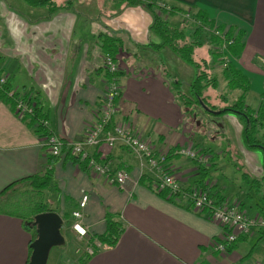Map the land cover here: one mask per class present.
<instances>
[{
	"label": "crops",
	"instance_id": "crops-1",
	"mask_svg": "<svg viewBox=\"0 0 264 264\" xmlns=\"http://www.w3.org/2000/svg\"><path fill=\"white\" fill-rule=\"evenodd\" d=\"M99 1L104 2L91 1L94 11H98ZM144 2L192 8L193 11L201 8L216 23L243 30L239 35V43L243 45L241 51H236L234 46L224 49L227 61L233 62L234 68L249 79L248 91L243 94L240 87H232L233 83L227 77L228 89L224 84L219 90H206L204 96L217 108L230 105L241 97L251 110L259 108L263 95H257L251 88L254 76L258 77L259 83H264V0ZM80 3L70 9L47 13L48 17L16 13L3 4L0 7V72L8 74L12 88L17 91L34 85L40 90L47 106L48 127L65 143L63 154L55 158L52 166L59 190V213L61 215L64 208L68 212L67 224L63 219L61 227L64 245L58 248L53 264H76L79 255L73 256V249L78 243L70 233L71 213L84 194L89 196V201L83 211V222L94 238L106 229V213L114 215L123 226L115 245L103 246L85 264H240L246 254L255 250L250 249L249 239L254 237L255 245L263 241L264 226H256L250 234L240 235L228 246L227 253H220L214 249L213 242L222 234V228L206 213L194 210L187 196L190 188L201 187L200 181L205 180L209 191L216 193V199L221 196L219 202L237 200L249 218H264V211L258 205L256 208L262 210L261 215H249L245 209L244 195H249V188L239 190L237 194L236 190L232 192L234 183L221 182L224 186L220 187L219 181L209 178L219 156L225 153L219 151L218 143L219 136L226 137L227 131L221 134L213 128L211 131L203 128L209 121L204 112L197 114L196 118L200 119H194L196 127L186 121L175 92L168 85L171 80H177L181 89L187 90L184 93L189 95V85L196 76L195 67L175 56L167 47L156 50L147 46L149 35L148 40L131 41L128 35L112 33L114 30H110L105 21L87 15L78 7ZM88 5L86 2L84 8ZM107 12L111 13V9ZM181 17L171 16L169 22L179 25ZM99 34L113 35L122 43L114 56L119 63L121 73L117 79L122 86L117 101L118 115L129 120L132 130L152 142L158 151L191 143L208 157L207 165L176 153L167 159L168 172L176 176L182 187L173 199L157 193L159 188L155 190V186L161 180V172L147 165L141 154L121 145L108 148L102 141L103 134L97 146L84 143L86 132L100 116L102 94L109 77L105 72H96L102 69L104 57ZM202 51L200 48L196 53L201 57L207 55L206 48ZM159 60L165 67L159 66ZM142 68L146 69L143 76L137 73ZM163 69L169 77L164 76ZM221 91L227 94L221 97L217 94ZM234 114L241 123L236 141L245 147L241 139L246 122L238 113ZM22 118L10 104L0 101V192L18 180L41 173L47 163L40 133ZM73 143H81L88 157H95L112 169L126 171L129 180L125 186L120 188L104 176L92 174L81 164H75L67 155V145ZM256 163L257 174L247 175L250 178L259 176L264 158ZM164 190L168 192L167 188ZM30 238L21 218L0 211V264H26ZM244 262L251 264L250 260L242 264ZM256 264H264V261Z\"/></svg>",
	"mask_w": 264,
	"mask_h": 264
},
{
	"label": "trees",
	"instance_id": "trees-1",
	"mask_svg": "<svg viewBox=\"0 0 264 264\" xmlns=\"http://www.w3.org/2000/svg\"><path fill=\"white\" fill-rule=\"evenodd\" d=\"M24 1L31 7L45 8L48 12V15L61 8L70 9L75 5V3H77L75 0H64L62 2H58V0ZM125 1H129L130 3L140 2V0ZM145 5L149 9L153 10L154 15L153 23L150 26L151 36L147 46H150L156 50L167 47L174 53L175 56L182 59L186 63L193 65L196 69V76L190 85L189 95H186L184 92H182L181 84L177 80H171L170 84H168L170 88L175 91L176 99L184 111L186 120L194 118L197 116V114H200L199 111L197 112V107L200 105L206 108L205 112L213 115H221L226 112L238 113L246 122L241 139L243 145L247 149H260L261 147L258 144L259 140L256 138V130L260 125L263 124L264 120L263 100L259 105V108L253 111L245 105L243 97L230 105L217 108L215 106H211L204 96L207 88H214L216 86V78L214 76L215 74L212 72L214 61L216 62V60H220V62L224 63L225 67L223 71L225 75L230 78L229 82L233 83L232 87H240L243 94L248 91L250 87L249 79L242 75L240 70L234 68L233 62L230 63V61H227L228 58H225V55L227 54L225 53L224 49L226 46H234L237 48L236 51H241L243 45L239 43V35L243 33V30L237 27H228L226 25L216 23L215 19L211 18L207 11L201 8H199V10L193 11L192 8L180 9L163 3L156 4L155 2H149ZM174 15L182 16V22L180 25H172L169 22V17ZM98 39L103 55H108L114 58L118 47L122 45L120 39L113 35L107 34H99ZM200 48H206L207 55L211 54V57L207 59V57L199 56V54L196 52ZM236 51L234 55H236ZM159 61V66L165 67L164 62L162 60ZM101 68L103 70L99 68V70H96V72H105L106 75H109V77L106 79V84L111 80L110 78L115 77V80L120 85V89L122 91V86L117 79V76L121 73L119 72V69L115 73H110L104 64ZM163 73L164 76L169 77L168 72H166L165 69H163ZM0 74L5 73L0 72ZM5 75L7 76V80L4 84L0 85V101L10 104L14 109H16L17 99H22L28 102L32 106V110L30 113H25L22 116V119H24L26 123L30 124V126H33L35 131L40 133L42 138L49 136V128L42 122L47 120V106L44 103L43 95L41 94L40 90L34 85L30 87H21L19 88V91H17L12 88V85L8 79V74ZM43 148L45 150V158L47 159L44 170L41 173H37L22 180H18L0 192V204L2 205L0 211L21 218L24 229L30 233V243L36 238V226L34 224L35 216L45 212H60L58 208L59 204L57 203L59 190L57 188V181L54 178V170L52 167L53 161L56 157L49 154L46 147ZM69 149L67 150L68 157L75 164H81L83 169L87 168V161H80L79 156L71 154V149ZM175 152L176 148H170L167 159H169L171 155H174ZM244 178L246 180L248 179V182L250 180V183L254 185L255 190L261 193L260 202L263 204L264 208V175L262 178H250L245 175ZM205 182V180H201L200 186L207 190L210 196L215 200L216 193L210 192L208 185ZM156 186L155 190L158 189ZM164 189H158L157 193L161 196L169 197V199H173L179 194L170 191L168 188V192H164L166 191ZM260 189L262 191H259ZM219 198H221V196H217V199L215 200L217 204H219ZM64 200H67L66 197ZM7 205L10 207H25L28 209V212L24 215L6 212L4 211L3 207ZM61 216L64 220L66 218L67 221L68 212L65 210V208L61 213ZM105 221V231L102 234L97 235L96 238L101 243L102 247L105 245L113 246L120 236L123 226L120 221L110 213H106ZM101 248L94 247L95 252ZM29 253H31L30 246ZM80 253L81 254H79L75 262L76 264H85L90 256L83 251Z\"/></svg>",
	"mask_w": 264,
	"mask_h": 264
},
{
	"label": "built area",
	"instance_id": "built-area-1",
	"mask_svg": "<svg viewBox=\"0 0 264 264\" xmlns=\"http://www.w3.org/2000/svg\"><path fill=\"white\" fill-rule=\"evenodd\" d=\"M103 64L110 73H115L119 69L118 61L108 55L103 57ZM6 77L5 74H0V85L6 82ZM110 79L102 94L100 116L97 122L90 126L86 132L84 143L97 146L101 143L100 135L103 134L102 141L108 148L117 145L125 146L133 152L141 154L147 165L161 172V180L157 184V188H168L172 192L180 193L182 190L180 181L174 174L168 172L167 156L169 149L156 150L152 142L144 138L138 131L132 130L129 120H124L118 115L117 101L121 97L122 91L115 80L116 78ZM31 110L32 106L28 102L22 99L16 100L15 112L18 117L30 113ZM42 122L48 126L47 120ZM49 132V136L42 138L43 147H46L52 156L60 157L63 154L62 149L65 143L52 130L49 129ZM67 146L71 149L72 154L79 156L80 161H87V169L92 174L104 176L110 183L120 188H123L129 180V174L126 171L112 169L107 163L101 162L95 157H88L85 150L82 149L81 143H73ZM175 153L195 160L202 165L208 164V157L202 154L199 149H195L191 143L177 148ZM187 196L194 210L206 213L212 222L222 228V234L213 242L214 249L220 253H227L228 246L235 243L240 235L250 234L256 226H264V218H249L237 200H222L217 204L209 192L199 186L190 188ZM88 201L89 196L87 194L82 195L78 200L76 208L71 213L70 229L78 243L75 251L77 253L83 251L91 256L95 253L94 247L101 248L102 246L83 222V211Z\"/></svg>",
	"mask_w": 264,
	"mask_h": 264
},
{
	"label": "rangeland",
	"instance_id": "rangeland-1",
	"mask_svg": "<svg viewBox=\"0 0 264 264\" xmlns=\"http://www.w3.org/2000/svg\"><path fill=\"white\" fill-rule=\"evenodd\" d=\"M61 1L64 0H58V2ZM91 1L94 0H76V2H82L78 5V7L82 8L87 15L94 16L93 18L99 17L101 18L102 22L105 21V23L108 25L107 27H109L110 30H114L112 33L122 34L124 36L128 35L131 41H137L140 39L142 40L144 38L148 40L149 38L147 36L148 35L151 36L150 26L153 23L154 15H153V10L149 9L145 5L146 2L144 1H148V0H144V1L140 0V2L138 3H130L129 1H123V0H103L104 2L99 1L101 4H98L99 7L98 11L93 10ZM86 2H88L89 5L84 8ZM1 4H3L4 6L8 7L9 10H12L16 13L39 14L42 17L44 15L46 16V14L48 13L45 8L31 7L24 0H0V7ZM110 9H111V13L107 12ZM180 24L181 22L179 21V25ZM103 28L105 29V27ZM124 49H126V46L124 47ZM204 50L205 48H203L202 52H204ZM204 57H211V54L205 55ZM121 66L123 65L121 64ZM224 67H225L224 63L220 62V60H216V62L214 61L212 72L215 74L214 76L216 78V86L214 88L211 87L207 88V92L208 90H214V91L219 90L221 87L224 86V84L226 85L225 89L226 88L228 89L226 82L227 76L223 71ZM137 73L143 76L146 74V69L142 68L141 70H138ZM252 79H253L252 80L253 87L251 88V90H255L257 92V95H263L261 99L264 101V83H262V81H260L259 83L258 81L259 79L257 76H254ZM183 87L186 88V85L183 84ZM182 91L187 93L186 92L187 90L182 89ZM223 91L217 94L223 97L227 94L226 91L225 92ZM197 108L200 113L204 112L205 114H207V117L209 118V121L205 122L203 128H208L209 131L214 129L216 132H219L221 134H224V132L227 131V134H225L226 137H222V135L219 136L221 137V139L218 143L220 147L219 151L221 150L224 151L225 153L219 156L217 160L218 164L216 168L211 169L212 173L210 176H212L213 178L212 177L209 178H211L212 181H219L218 184L220 185V187L224 186L221 184V182L230 181L231 183H234L235 189H233L232 192L236 190V193L238 192L237 194H239V190L243 191L245 188H249V195L246 194L244 195L245 209L248 211L249 215L251 213H257V214L260 213L259 215H261L262 210L256 208V205L258 204L260 205L259 207L264 211L263 204L260 202L261 193L257 192L255 190L254 185L250 183L251 181L249 180L248 182L244 178V176L257 174V172L255 173L257 167L256 161L257 160L262 161L264 158V120H263V124L260 125L256 130V138L259 140L258 144L260 145L261 148L247 149L246 147H242L236 141L238 133L239 131H241L240 130L241 123L236 114L226 112L221 115H213L208 112H205L206 109L201 105L198 106ZM232 116H234L236 120L233 119ZM194 119H200V118L194 117L187 119L186 121H188L189 123L193 124L194 127H196ZM199 122L200 120H198V123ZM199 127H201V124ZM234 138L235 140H233ZM261 168L262 169L258 171L260 173L259 176H255V177L262 178L260 175H264V165H262ZM261 189L259 191H262ZM1 206L2 205H0V207ZM3 208L4 211L6 212L18 213L20 215L27 214L28 212V209L25 207H10L7 205L4 206ZM64 223L67 224L66 218L64 220ZM262 238L263 241L260 242V245H255L256 240L254 237H251L249 239L248 242L250 244V249L255 248V250L254 252L246 254L243 261L250 260L251 264H256L264 261V237ZM58 248H61L60 245L51 247L46 264H53V260H55L56 259L55 257L57 256ZM79 254L81 253H77L74 248L73 256ZM243 261L240 264H242ZM244 264H246V262H244Z\"/></svg>",
	"mask_w": 264,
	"mask_h": 264
},
{
	"label": "water",
	"instance_id": "water-1",
	"mask_svg": "<svg viewBox=\"0 0 264 264\" xmlns=\"http://www.w3.org/2000/svg\"><path fill=\"white\" fill-rule=\"evenodd\" d=\"M34 224L36 238L29 245L31 253L27 264H46L51 247L64 244L63 218L55 212L40 213L35 216Z\"/></svg>",
	"mask_w": 264,
	"mask_h": 264
}]
</instances>
